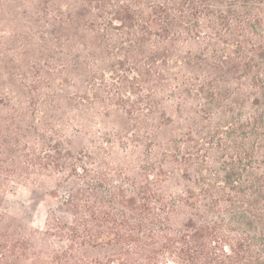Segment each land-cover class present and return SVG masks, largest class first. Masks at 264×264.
Here are the masks:
<instances>
[{
  "label": "trees",
  "instance_id": "obj_1",
  "mask_svg": "<svg viewBox=\"0 0 264 264\" xmlns=\"http://www.w3.org/2000/svg\"><path fill=\"white\" fill-rule=\"evenodd\" d=\"M52 18L45 61L0 63L25 70L0 94V158L26 141L28 169L75 186L66 219L0 235V264H264V0H79ZM168 103L174 168L194 171L178 198L151 172L110 191L101 150H67L71 124L126 117L148 135Z\"/></svg>",
  "mask_w": 264,
  "mask_h": 264
},
{
  "label": "rangeland",
  "instance_id": "obj_2",
  "mask_svg": "<svg viewBox=\"0 0 264 264\" xmlns=\"http://www.w3.org/2000/svg\"><path fill=\"white\" fill-rule=\"evenodd\" d=\"M77 1L0 0V63L20 58L30 66L35 60L45 61L53 15H63ZM24 73L25 70L19 73L11 69L2 72L7 76L0 78V94L10 98L14 90L21 89ZM168 109L172 122L162 127L152 124L148 135L142 134V127L126 117L119 120L98 117L83 126L80 122L71 124L65 128L67 150L73 154L80 150L95 151L96 147L101 150L91 169L98 177L102 173L108 177L110 191L124 187L131 193L130 187H142L151 172L159 174L155 181L165 195L178 198L192 185L189 179H193L194 171L190 169L187 175L174 168L173 147L179 140L180 124L176 106L168 103ZM25 142L14 147L20 160H12L13 154L0 158V235L5 238L42 232L53 215L66 219V200L75 186L74 179L66 182L67 174L59 176L28 169L26 148L30 149V145ZM24 164L29 175L23 172Z\"/></svg>",
  "mask_w": 264,
  "mask_h": 264
}]
</instances>
